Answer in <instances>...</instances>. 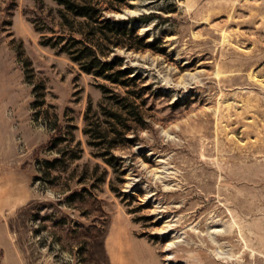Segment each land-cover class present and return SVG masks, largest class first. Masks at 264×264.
<instances>
[{"label": "rangeland", "instance_id": "374dc122", "mask_svg": "<svg viewBox=\"0 0 264 264\" xmlns=\"http://www.w3.org/2000/svg\"><path fill=\"white\" fill-rule=\"evenodd\" d=\"M86 1L130 86L0 0V264H264V0Z\"/></svg>", "mask_w": 264, "mask_h": 264}, {"label": "trees", "instance_id": "16d2710c", "mask_svg": "<svg viewBox=\"0 0 264 264\" xmlns=\"http://www.w3.org/2000/svg\"><path fill=\"white\" fill-rule=\"evenodd\" d=\"M58 2L65 6L61 10L64 21L69 22L71 20L69 14L71 16L73 15V20L77 21L82 28L72 29L73 31L70 33L63 29L59 35L48 37L44 44L55 48L58 53L69 55L71 60L77 63L86 73L123 86H130L131 82H136V74L131 76L132 72L126 68H122L123 61L121 59L117 57L108 58L105 47L111 48L120 45L132 47V45L122 40H114L109 35L107 30L112 31L114 27H112L109 20H101L102 8L96 7L90 1L86 0L85 2L58 0ZM77 18L83 19L79 20ZM61 24L65 25L63 22ZM52 30V32H55L54 29ZM132 31L135 32V29ZM102 87L105 90L108 89L105 85H102ZM90 125L91 127H89L88 123V127L84 131L86 134H92L96 138L100 134L99 125L91 123ZM110 148H113V146L111 145Z\"/></svg>", "mask_w": 264, "mask_h": 264}]
</instances>
